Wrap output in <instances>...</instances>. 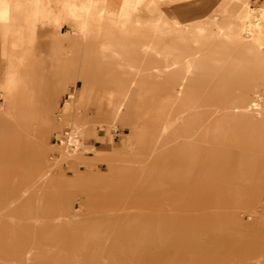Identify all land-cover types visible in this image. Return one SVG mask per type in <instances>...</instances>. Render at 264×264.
<instances>
[{
  "label": "rangeland",
  "instance_id": "rangeland-1",
  "mask_svg": "<svg viewBox=\"0 0 264 264\" xmlns=\"http://www.w3.org/2000/svg\"><path fill=\"white\" fill-rule=\"evenodd\" d=\"M45 1H49L45 7L51 8L48 5H52L53 1ZM75 1L79 6L82 0ZM67 2L68 0H61L62 5ZM11 3L13 5L18 3L23 8L27 4L24 0H13L9 2L10 5ZM135 3L141 6L142 11L139 13L145 16L159 17L160 21L163 17L168 16L179 25V29L184 34V46H180L183 56L191 55L186 48L188 45L203 42V46H207L201 55L193 60L194 67L188 76L190 92L202 106L201 111L198 112L199 121H201L198 123H187L185 120L174 122L166 144L167 148H170L169 155L166 158L164 152H161V155H155L149 150V143L159 119L158 109L162 107L164 112L170 109L167 118H172L181 111L184 99L175 97L170 89L167 90L165 86H162V80H164L162 74H150L151 72L147 74L152 66H160L162 59L154 58L153 55L146 52L145 55L149 56L146 59L148 66L141 67L138 73L135 70L144 59V55L139 50L141 39L134 32V28L143 29L146 22L140 19L131 20L124 40L127 43V48L124 53L120 51L122 57L120 67L116 65L115 57L104 62V54H100L97 50L95 41L92 44L93 51L90 59H85L84 43L79 40L81 44L79 49L71 52L76 56L75 62L70 65L73 69L72 72L76 75L75 77L80 78L84 77L86 71L90 72L93 88L103 89L102 93L108 97L109 94L104 92V85L115 88L116 82L125 83L119 91L121 94L119 98L122 99L125 95V99L118 116L127 115L128 124L125 127L120 121H117L118 116L113 118L109 114L107 117L105 109L98 108L93 103L85 105L82 109L79 106L72 109L73 114L68 116L61 115L60 104L69 96L72 88L64 94L57 93L58 100L52 108V113H45H48L50 117V125L43 130H40V125L33 121L35 118H25L27 122L18 126L13 123L10 116L0 111L2 116L6 117H0V215L9 212L4 211L6 203L11 198L9 186L12 185L11 189L15 191L13 196L16 197L25 186L21 187L20 184L27 183L26 180H21L22 175L29 168L26 158L30 154L31 139L27 141V137H31L39 131L38 135L43 143L44 160L52 165L53 178L56 176L68 177L75 171L81 172L82 175L98 177L99 182L91 188L96 196H101L108 184L114 183V181L121 182L124 179L120 177L119 171L122 168L120 163L127 168L125 172L131 177H133V169L138 167L153 166L158 170H164L170 165L172 170L166 175L162 171L160 178V190L164 192L165 196H153L154 202L151 204L155 206V212L162 215L161 219H158V215L152 214L145 218L131 220L126 225L122 219H119L112 226H104V223L90 226L91 220L88 214L101 212L105 203L96 206L89 205L85 208V198L80 187L57 179L47 188L48 194H46L45 200L53 201L55 207L56 205L62 206L66 211L67 218L73 219L72 222L65 225L58 224L54 228L39 227L35 229L28 223L17 226L1 218L0 258L4 261L0 264H8L11 259L9 255L17 252L15 255L23 257L32 248L35 251L32 264H83L86 262L89 264L92 262V264H173V260L180 258V253L177 248L168 250L167 240L170 235H164L157 229L156 234L149 235L150 232L153 233V229L150 228H153V224L156 227L157 222H165L164 219L168 218V212H165L167 208H179L187 213L186 203L196 198L192 192V184L198 182L202 183L204 187L201 194L202 203L209 200L210 205L219 206V215L203 211L202 214H199L200 219L195 221L193 227L189 225L186 227L189 231L187 237H195L197 231L206 232L200 236V244L208 254L214 253L220 247L217 244L224 238L225 245L222 246L223 248L221 247L222 250H217L216 258L226 251H231L237 257L232 264H250L242 260V257L245 254L255 255L263 248L264 225L262 226L259 218L247 220V216L242 214L240 223H242L246 235L238 238L239 227L234 228L231 232L229 219L223 214L227 212L226 208L232 205L230 191L235 188L234 184L244 189L251 188V185L235 179L238 168L241 167L239 165L241 153L251 159L248 164L242 163V165L251 168L250 172L255 177V183L263 190L262 200L264 201V127L251 128L250 130L239 117L234 115V112H230L227 116L220 110L215 111V108L228 105L232 97L240 92V88L245 82L249 83L253 78H256L257 83L260 84L258 78L264 74V59H253L240 49H234L229 44L227 46L219 41L214 42L213 37L206 36L215 33L211 26L214 13L220 10L226 18L220 16L219 21L227 20L226 23L229 24L232 19L241 16L243 12L242 0H135ZM253 5H257L255 0ZM159 20H154V24ZM95 27H91L92 35L96 32ZM76 30L77 28L68 29L74 37H77ZM65 34L68 35V33ZM65 34H62V37ZM148 37L151 36H147V42L152 39ZM212 40L213 42H211ZM51 54L48 49L41 52V55L46 58L39 61V72L44 74L48 82L39 86L35 92L36 96L41 98L48 96V101L53 96L51 94L54 93L53 79H55L54 76L52 77L54 70ZM2 58L4 59L3 54ZM109 64L110 69L103 67V65L108 66ZM4 66L5 61L0 60V73ZM62 72L61 69V75ZM145 73L147 76L151 75L152 79L145 78ZM131 82L133 83L131 84ZM72 85H74L76 93L80 89V84L73 82ZM133 92H137V95H132ZM257 93L259 104L264 107V90L259 88ZM112 98L109 97L110 100ZM0 103L7 104L1 99ZM11 111L12 114H15L13 107ZM162 116L165 117V114ZM84 117L93 127L96 135L85 136V130L90 125H82ZM255 119L257 122L261 121L259 116H256ZM68 121L80 127L83 136L81 147L77 150L82 154L79 162H76L75 156L66 155L65 157V151L58 146L60 140L66 138L65 132L68 129L66 122ZM109 136H112L113 141L105 154L90 149L86 147L87 145L82 146L83 142L101 146ZM218 142H222V146L214 147ZM252 143L253 145L250 147L239 148ZM212 156H215L216 159L214 164H210ZM225 157H230V160L224 161ZM126 158L128 159L124 162L123 159ZM197 158L203 160L202 166L200 164L193 165ZM36 168H33L35 173ZM165 201L167 202L165 203ZM76 208H79L78 211L75 210ZM261 208L264 210V202ZM15 214L21 215V212L18 211ZM59 214L60 212L55 209L42 213L45 216ZM149 217L152 219L149 220ZM196 218V215L190 213L188 222L191 224ZM210 228L216 231V234H213L217 244L212 241L214 237L210 235L212 234L209 232ZM191 248V244L185 247L186 255L191 253Z\"/></svg>",
  "mask_w": 264,
  "mask_h": 264
},
{
  "label": "bare ground",
  "instance_id": "bare-ground-1",
  "mask_svg": "<svg viewBox=\"0 0 264 264\" xmlns=\"http://www.w3.org/2000/svg\"><path fill=\"white\" fill-rule=\"evenodd\" d=\"M133 3H135L134 0H125L122 11L118 15V17L114 19H109L107 23H103V21L107 20L103 16V11L98 12L94 10L91 13V27L96 26V34L94 33V35H92V33H90L92 29L90 28L87 29L86 32L77 31V37L78 39H88L90 37L100 35L104 36V39L107 41L104 44V47L108 49L110 55L108 60L110 61V59L115 57L117 59L116 65L120 67L122 65V57L120 56L121 46L118 45L117 42L122 40L127 35L131 20L140 19L146 22L145 27L143 29L137 27L134 28V32L139 36L142 41H144L141 44L140 52L144 55V57L147 56L145 55V53L148 52L149 54L152 53L154 57L162 59L161 65L152 66L147 72V74L150 72V74H162L164 78V80H162V86H165L167 90L170 89L175 97H183L184 99V105L182 106L181 111L179 112V114L175 115L172 118H167L170 109L166 112H164L162 107L159 109V119L156 123V127L154 128V135L150 139L149 150H151L152 153H155V155H161V152H164V155L166 154V156L164 157L166 158L170 153V148H167L166 144L168 138L170 137L169 135L173 123L176 121L179 122L181 120H185L187 123H198L201 121H199L198 112L199 110L201 111L202 106L199 103V100L192 96V93L190 92L191 88L188 83V76L194 67L193 60L195 58H198L201 53L207 48V46H203V42H197L195 44L188 45V47L186 48L191 55L183 56L180 50V46H184V34L182 33L183 31L181 32V29H179V25L177 23H174L175 21H173V19L168 16L163 17V19H161L160 21L159 17H154L152 15L145 16L139 12L131 13L130 9H132L131 7ZM96 7L99 8L98 6H94V8ZM241 7L243 10L241 16L236 19H232L229 24L226 23L227 20H225L224 22L219 21L220 16L226 18L223 13L221 14L220 10L218 12H215L211 21V26L213 27L215 33L206 36L213 37L214 42L219 41L220 43L224 45L226 44L227 46L229 44L234 49H240L253 59H264V6L255 7L251 4L250 0H242ZM87 15H89V13H87ZM156 19H158L159 21L154 24V20ZM148 35L151 36L148 38L152 39H149V41L147 42L148 39L146 38ZM211 42H213V40ZM145 66H148L147 60L143 59L140 64L135 68L136 72L138 73L141 70V67ZM107 69H110V64L107 66ZM147 74L144 77L148 80L152 79L150 78L151 75L147 76ZM64 78L65 77L61 76L62 80ZM258 79L261 82L260 84L257 83L256 78H253V80H251V82L249 83L245 82L240 88V92L237 95H234V97H232L228 105L220 108L216 107L215 111L220 110L227 116L230 112H234V115L236 117H239L250 130L251 128H263L264 107L259 104V95L257 91L259 88H262L264 90V74L260 75ZM132 83L133 82H131V84ZM124 84L125 83L116 82L115 88H111L110 86L105 85L107 89L106 93L109 94V97L112 98L114 96L116 98L111 99L112 103L110 102L111 105L108 109V113L113 118L117 117L123 108V101L125 99V95L122 99H120L119 97H121V94L119 91H121L122 85ZM132 95H137V92H133ZM53 99L55 101V94ZM164 114L165 117L162 116ZM256 116H259L261 118V121L259 120L260 122L256 121ZM66 125H68V129L65 132L66 138L65 140L61 139L60 143L58 144V146H60V148H62V150L66 152L64 153L65 157L66 155H73L72 153L77 151L81 147V138L83 137L80 127H78L75 123L68 121L66 122ZM252 145L253 143L246 146H241L239 148H247ZM220 146H222V142H218L214 147ZM214 153L216 152L214 151ZM127 159L128 158L123 159V161L125 162ZM218 159H220V157H218ZM215 160V156H212L210 159V164H214ZM228 160H230V157L224 158V161ZM250 161V157H246V155L244 156V154L242 153L240 154L239 165H241V167L238 168V173L235 179L251 185V188L244 189L234 184L235 188L230 191L232 195V205L227 207V212L223 214V216L229 219V229L231 232L234 228L239 227L240 231L237 236L238 238H242L244 237V235H246L244 229L242 228V223H240L242 214H245L247 216V220L259 218V221H261L262 226L264 225V210L261 208V205L264 202L262 200L263 190L255 183V177L250 172L251 168H249V166L244 167V165H242V163L246 165ZM120 164L122 165V168L119 171L121 175L120 177L124 178L121 182L114 181V183L108 184L106 186L107 191H103L104 193H102L101 196H96V194H88L87 196L88 201L85 204L86 207H88L89 205L96 206L105 203L104 209L101 212L88 214L91 220L90 226L99 225L100 223H104V226H112L116 222H118L119 219H122L123 223L126 225L131 220L145 218L152 214L158 215V219H161L162 217L161 214L155 212V206L151 204L152 202H154L153 196H165L164 192L160 190V178L162 175V171L164 172L166 170L167 173L169 172V169H171L169 165L167 168H164V170H158L153 166L149 168L138 167L135 169L133 177L130 178L125 172L127 168L124 167L122 163ZM195 164H200V166H202L203 160H199L197 158L196 160H194L193 165ZM54 179H57V176L53 178L52 169L50 167H46L45 165H43L42 167H37L34 179L32 181H29L26 184V187H24L23 190L20 191L18 199L13 201L11 205L7 206L8 208L6 210L10 213L8 214L7 212H5L3 215H0V219H6L8 223L17 226L18 224L28 223L35 227V229L39 227L54 228L56 227L55 225L58 224L65 225L66 223H71L73 219L67 218L65 213L66 211H64V208L62 206L56 205V207H50L51 210L55 209L60 212V214L57 216L43 217L41 215L42 209L47 204L45 200V196L48 193L47 188L51 186V183ZM121 183L123 185H119ZM192 187V192L196 195V198L186 203L187 213H184L179 208H167L165 211L168 212V218H166V221L163 223H156V229L159 232L171 233L170 237L167 240L168 250L177 248L180 253V258H174L175 260H173V264H232L233 261L235 262L237 257H235L233 255L234 253H232L231 251H226L221 256L216 258L217 250H222V246L225 245V243L223 242V238L221 239L220 243L217 244L214 235L216 234V231L213 228H210L209 230V232L212 233L210 235L214 237L212 241L214 242V244H217L220 247L216 249L215 252L212 254H208L206 252V249L201 246L202 244H200V236H202L206 232L197 231L195 237H187L189 231H187L186 227L188 225L193 227L195 221L200 219L199 214H202L203 211L218 214L219 209V206L210 205L209 200L207 202L202 203L201 194L204 189L202 183L198 182L196 184H192ZM78 209L79 208H76L75 210L78 211ZM11 210H14L13 212L19 211L21 212V215H15L13 214V212H11ZM190 213L196 215L197 217L191 224L188 222V215ZM164 215L165 213L163 214V216ZM188 244H191L192 248L191 253L189 255H186L185 247L188 246ZM34 252V248H32L28 252H26L23 257L15 255L17 252L12 255H9L11 259L9 260L8 264H32ZM41 254L45 255L44 253ZM242 260L250 264H264V245L263 248L257 254H245L242 257ZM3 261L4 260L0 258V262ZM72 261L74 262L75 260ZM83 264L89 263L86 262Z\"/></svg>",
  "mask_w": 264,
  "mask_h": 264
},
{
  "label": "crops",
  "instance_id": "crops-1",
  "mask_svg": "<svg viewBox=\"0 0 264 264\" xmlns=\"http://www.w3.org/2000/svg\"><path fill=\"white\" fill-rule=\"evenodd\" d=\"M11 1L13 0H0V60L5 61V66L0 73V99L7 102V104L0 103V111L10 116L13 123L18 126H21V123L24 124L27 122L25 118H35L33 121L40 125V130H43L50 125V117L48 113H45H52V108L58 100L57 93L64 94L72 88L69 96L60 104L61 115L68 116L73 114L72 112L76 107L79 106L82 109L85 105L93 103L98 108H104L106 116L109 117L108 109L112 101L105 93H102L103 89L93 88L91 73L86 71L83 78L75 77L76 75L72 72L73 69L70 66L76 60V56L74 54L72 55L71 52H75V50L79 49L81 45L80 41L84 43L85 59H90L93 51L92 44L93 41H95L97 50L100 54H104V62L105 60L108 61L110 56L109 51L104 47L107 41L102 35L90 37L88 39H78V37L72 36L73 33H69L68 29L77 28L76 31L86 32L87 29L91 28V13L94 10L98 12L103 11V16L107 19L103 21V23H107L109 19L118 17L122 11L125 0H82L79 6H77L75 0H68L64 5L61 4V0H52V5H48V7L51 6V8L45 7V5L49 3V1L45 0H24L27 3L24 8L18 3L15 5L11 3L10 5L9 2ZM253 1L254 0H250L252 5ZM255 2H257V5H253L255 7L264 6V0H255ZM94 6H98L99 8H94ZM139 6L140 5L133 3L132 9H130L131 13L142 11ZM87 13H89V15H87ZM65 33H68V35ZM62 34H65V36L62 37ZM124 40L125 37L117 42V44L121 46L120 51H122V53H124L127 48V43ZM143 42L144 41L141 40V44ZM47 49L52 53L51 57L54 70L52 77L54 76L55 78L53 79L54 93L51 94L53 96L49 101L48 96L41 98L36 96L35 93L39 86L48 82L44 74H40L39 72V61L46 58L41 55V52ZM2 54L4 55V59L2 58ZM151 55L153 54L151 53ZM101 56L103 57V55ZM148 57L149 56H145L144 59H148ZM104 65L103 67L107 68V65ZM61 69L63 71L62 75ZM61 76L65 78L62 80ZM73 82L80 84V89L76 93L74 92V85H72ZM106 91L107 89L104 85V92ZM54 94L55 101L53 99ZM12 107L15 109V114H12ZM0 117L4 116L0 113ZM127 117L128 116L124 114L119 115L117 121H120V123L126 127V124H128ZM86 124H88V120L84 117L82 119V125L86 126ZM38 133L39 131L34 133L31 137H27V141L31 139L30 154L26 158L27 164L29 163V168L21 178V180H26L27 183L32 181L35 177L33 168L45 165L46 167H50L53 171L52 165L44 160L43 143ZM95 133L91 125L85 130V136H94L96 135ZM112 141V136H109L101 146H94L91 143L84 144V142L82 146L87 145L86 147L105 154L108 152ZM72 154L73 155L69 156H75L77 159L76 162H79L82 154L77 151ZM135 169H133V173ZM170 171L171 169H169V172ZM164 172L166 175L167 171L165 170ZM128 177L132 178L131 176ZM57 179H62L80 187L85 198V204L88 201V194H95L91 188L99 182L98 177L82 175L79 171H75L74 174L68 177L57 176ZM57 179H54L52 182ZM27 183L20 184V186L23 187L25 185L24 187H26ZM119 185L123 184L121 183ZM9 187V195H11V198L6 203L5 210L8 208V205H11L13 201L18 199V196H13L15 191L11 189L12 185ZM52 202L46 200L47 204L42 209L41 215L43 212L51 211L50 207L53 206L54 203ZM166 202L167 201H165V203ZM84 207L87 208L86 206ZM13 211L14 210H11V212ZM15 212H13V214H15ZM7 213L9 214L10 212ZM151 219L152 218L149 217V220ZM164 220L166 221V218ZM150 229H153V233L150 232L149 235L156 234L155 224H153V228ZM170 234V232L164 233V235Z\"/></svg>",
  "mask_w": 264,
  "mask_h": 264
}]
</instances>
